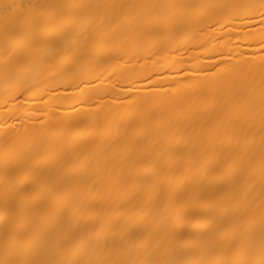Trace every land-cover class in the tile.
Segmentation results:
<instances>
[{
    "label": "bare ground",
    "instance_id": "obj_1",
    "mask_svg": "<svg viewBox=\"0 0 264 264\" xmlns=\"http://www.w3.org/2000/svg\"><path fill=\"white\" fill-rule=\"evenodd\" d=\"M0 264H264V0H0Z\"/></svg>",
    "mask_w": 264,
    "mask_h": 264
}]
</instances>
